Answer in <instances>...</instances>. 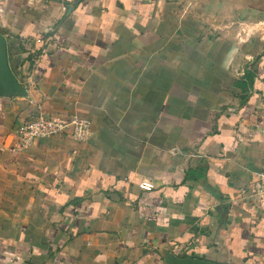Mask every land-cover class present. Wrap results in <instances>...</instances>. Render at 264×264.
Segmentation results:
<instances>
[{
	"label": "crops",
	"instance_id": "1",
	"mask_svg": "<svg viewBox=\"0 0 264 264\" xmlns=\"http://www.w3.org/2000/svg\"><path fill=\"white\" fill-rule=\"evenodd\" d=\"M75 3L0 0V264H264V0ZM35 103L89 138L19 149Z\"/></svg>",
	"mask_w": 264,
	"mask_h": 264
},
{
	"label": "built area",
	"instance_id": "2",
	"mask_svg": "<svg viewBox=\"0 0 264 264\" xmlns=\"http://www.w3.org/2000/svg\"><path fill=\"white\" fill-rule=\"evenodd\" d=\"M33 105L35 113L26 118L16 129L19 149H27L35 140L55 135H65L75 142H83L89 138L91 123L87 118L78 115L57 118L46 113L41 103ZM139 186L150 190L147 185L140 184ZM251 197L257 207L264 210V154L261 169L256 173L252 184Z\"/></svg>",
	"mask_w": 264,
	"mask_h": 264
},
{
	"label": "water",
	"instance_id": "3",
	"mask_svg": "<svg viewBox=\"0 0 264 264\" xmlns=\"http://www.w3.org/2000/svg\"><path fill=\"white\" fill-rule=\"evenodd\" d=\"M0 93L6 95L25 96L26 89L17 81L7 62V41L0 34ZM165 262L168 264H218L199 258L178 257L167 253Z\"/></svg>",
	"mask_w": 264,
	"mask_h": 264
},
{
	"label": "trees",
	"instance_id": "4",
	"mask_svg": "<svg viewBox=\"0 0 264 264\" xmlns=\"http://www.w3.org/2000/svg\"><path fill=\"white\" fill-rule=\"evenodd\" d=\"M78 1H79V0H76V3H77ZM76 3H75V4H76ZM65 4L68 5V7H69V3H68V2H65ZM72 4H73V3H72ZM252 76H253V75L250 74V73L247 74V80H248V84H249V85H251V83H252V79H253Z\"/></svg>",
	"mask_w": 264,
	"mask_h": 264
}]
</instances>
